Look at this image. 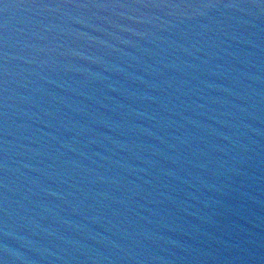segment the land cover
<instances>
[{"label": "water", "instance_id": "1", "mask_svg": "<svg viewBox=\"0 0 264 264\" xmlns=\"http://www.w3.org/2000/svg\"><path fill=\"white\" fill-rule=\"evenodd\" d=\"M0 264H264V0H0Z\"/></svg>", "mask_w": 264, "mask_h": 264}]
</instances>
